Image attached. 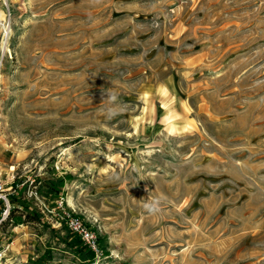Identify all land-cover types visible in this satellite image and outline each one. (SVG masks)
Segmentation results:
<instances>
[{
  "label": "rangeland",
  "instance_id": "1",
  "mask_svg": "<svg viewBox=\"0 0 264 264\" xmlns=\"http://www.w3.org/2000/svg\"><path fill=\"white\" fill-rule=\"evenodd\" d=\"M0 182V264H264V0H0Z\"/></svg>",
  "mask_w": 264,
  "mask_h": 264
},
{
  "label": "built area",
  "instance_id": "2",
  "mask_svg": "<svg viewBox=\"0 0 264 264\" xmlns=\"http://www.w3.org/2000/svg\"><path fill=\"white\" fill-rule=\"evenodd\" d=\"M6 195L7 193L4 184L0 182V200L6 201ZM58 206H60V208L63 210V219L69 229L74 234L78 235L91 249L97 251L96 236L93 231L83 223L79 216H77L72 211L64 209L62 201H58ZM9 209L10 206L8 203L4 205V207L2 208L3 218L6 217Z\"/></svg>",
  "mask_w": 264,
  "mask_h": 264
},
{
  "label": "trees",
  "instance_id": "3",
  "mask_svg": "<svg viewBox=\"0 0 264 264\" xmlns=\"http://www.w3.org/2000/svg\"><path fill=\"white\" fill-rule=\"evenodd\" d=\"M0 211H2V209ZM0 215H1V212H0ZM17 218H21L22 222L39 221V217H38V215L35 212L23 209L22 206L17 207L15 204H13V205L10 206V209L7 212L5 220L9 221V220H15ZM77 240H78L79 244H82V241H81L80 238L77 237ZM84 247L86 248V251H87L88 255L91 258H94V256H95L94 251L92 249H89L86 246H84Z\"/></svg>",
  "mask_w": 264,
  "mask_h": 264
},
{
  "label": "clouds",
  "instance_id": "4",
  "mask_svg": "<svg viewBox=\"0 0 264 264\" xmlns=\"http://www.w3.org/2000/svg\"><path fill=\"white\" fill-rule=\"evenodd\" d=\"M110 99H115L114 97H110ZM117 112L114 109H109L108 110V117L112 118L114 115H116ZM158 202L157 201H153L151 203L145 204L144 207L149 211V212H156L159 211V208L157 206Z\"/></svg>",
  "mask_w": 264,
  "mask_h": 264
}]
</instances>
